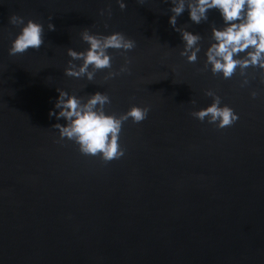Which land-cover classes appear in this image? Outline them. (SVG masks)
<instances>
[{"label":"water","instance_id":"95a60500","mask_svg":"<svg viewBox=\"0 0 264 264\" xmlns=\"http://www.w3.org/2000/svg\"><path fill=\"white\" fill-rule=\"evenodd\" d=\"M124 2L125 10L117 0H0V264H264V69L248 68L243 87L239 69L231 79L199 71L212 26L224 27L218 10L199 25L188 10L177 18L202 36L189 63L169 23L171 0ZM13 14L43 24L39 51L9 55L22 27ZM85 28L136 41L131 75L64 74L67 49L89 48ZM109 54L118 70L124 56ZM57 89L106 92L108 114L152 107L142 123H124L126 154L105 164L60 140L53 125L66 121L49 115ZM209 89L239 114L233 126L191 115L213 103Z\"/></svg>","mask_w":264,"mask_h":264},{"label":"clouds","instance_id":"9594fccd","mask_svg":"<svg viewBox=\"0 0 264 264\" xmlns=\"http://www.w3.org/2000/svg\"><path fill=\"white\" fill-rule=\"evenodd\" d=\"M142 2V0H141ZM167 2V0H165ZM121 10L127 8L124 0H117ZM173 7L169 23L180 32L184 41L181 56L187 57L189 63L198 60L201 51L200 41L202 36L187 30L188 25L177 27V18L185 10L189 11L190 20L199 25L208 21L210 10H218L224 21V27L212 26V42L206 51L204 72L209 69L214 76L222 73L224 79H231L239 69L244 77L241 86L249 83L247 69H264V0H171ZM104 15V10H101ZM109 17L111 9L108 10ZM52 19V18H50ZM9 22L15 26H22L21 31L12 41L9 49L10 56L22 55L30 49L39 51L44 45V26L35 20L29 19L25 24L22 16L13 14ZM107 27V24L105 25ZM48 29L55 31V25L48 24ZM82 40L89 45L85 51L67 49L71 59L64 74L77 79L87 78L94 81L99 71L108 69L103 77L105 82L122 74L131 75L132 58L127 54L136 48V41L127 37L122 32H114L110 35L91 33L85 28L81 33ZM109 49L120 50L124 56V63L118 70H113V57ZM243 54V55H241ZM74 61H82L77 65ZM255 77H253L254 79ZM261 82L264 83V77ZM59 98L55 103L57 113L50 111V116L57 120L64 119L66 124L57 123L53 128L59 130L60 140H70L79 146V151L84 156L99 157L105 164L113 160H119L126 154V148L120 144L123 125L129 119L135 124H140L148 118L151 105L144 107L133 105L127 112L117 115L108 114L106 106L112 103L110 95L97 91L87 97H78L63 89H57ZM207 96L213 98V103L206 108L193 111L191 115L199 121L215 124L219 129L233 126L239 119V114L228 106L222 104V97L214 90H207ZM259 93L253 91L251 96L255 99ZM195 104L196 101L192 100ZM58 143L60 141H57Z\"/></svg>","mask_w":264,"mask_h":264}]
</instances>
